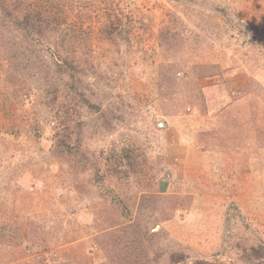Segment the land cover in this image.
I'll return each mask as SVG.
<instances>
[{"label": "rangeland", "instance_id": "rangeland-1", "mask_svg": "<svg viewBox=\"0 0 264 264\" xmlns=\"http://www.w3.org/2000/svg\"><path fill=\"white\" fill-rule=\"evenodd\" d=\"M70 2L73 29L59 33L94 51L80 90L115 115L107 130L79 110L88 153L103 161L124 147L146 173L158 167L146 191L156 197L109 200L89 167L86 178L54 159L42 82L11 83L0 55V264H264V0ZM110 19L117 43L98 40ZM165 29L180 37L169 54ZM49 44L33 47L51 66ZM80 179L87 187L73 189ZM63 233L77 237L60 244Z\"/></svg>", "mask_w": 264, "mask_h": 264}, {"label": "trees", "instance_id": "trees-1", "mask_svg": "<svg viewBox=\"0 0 264 264\" xmlns=\"http://www.w3.org/2000/svg\"><path fill=\"white\" fill-rule=\"evenodd\" d=\"M70 4V0H0V37L8 38L0 46L3 48L0 55L5 59L8 67L6 78L11 82L14 81L13 78L29 74L42 82L40 103L49 106V110L57 119L53 126V142L49 145L54 159L65 161L66 165L72 167H81L80 172L86 178L89 167L93 185L104 188V182L107 181V186L114 191L115 194L109 197V200L121 199L124 205L141 207L147 199L156 197L146 194V191L156 188L157 184L154 185L156 180L153 182L151 180L160 174L159 168L151 167V172L146 173L147 170L140 157L135 158L130 155L128 148L124 147L119 150L118 155L111 150L108 151L103 161L100 160L102 156H94V158L88 153L83 133L85 121L79 110L90 109L99 115V127L103 126L107 130L111 129L115 115H108L106 108L87 98L85 92L80 90L83 76L89 73L86 64L90 62V54L94 51L87 52L90 43L86 44V39L89 38L59 33L62 30L73 29L71 27L73 24L67 22ZM119 23V20L115 22L110 19L107 28H104L103 34H100L102 37L98 36V40L117 43L120 35ZM179 39L178 33L168 29L159 32L160 44L168 50L166 52L168 54L177 50ZM47 42L56 53V60L51 66L39 59L41 54L33 47ZM85 44L87 50L83 51L81 47H86ZM78 48L79 50H76ZM89 67L92 68L93 65L89 64ZM203 76L211 77L213 73L210 71L200 75ZM229 91L240 94L243 89L232 86ZM102 153L101 151V155ZM149 174L150 177L147 176ZM121 181L128 184L126 193H123V190L118 191ZM80 184L82 187H87V179L73 182L72 188H78ZM75 237L77 236L74 234L63 233L59 239L60 244Z\"/></svg>", "mask_w": 264, "mask_h": 264}, {"label": "water", "instance_id": "water-1", "mask_svg": "<svg viewBox=\"0 0 264 264\" xmlns=\"http://www.w3.org/2000/svg\"><path fill=\"white\" fill-rule=\"evenodd\" d=\"M157 125L158 126H164L165 125V122L163 120H157ZM164 176L166 178H169L171 176V172L169 170L165 171L164 172Z\"/></svg>", "mask_w": 264, "mask_h": 264}]
</instances>
